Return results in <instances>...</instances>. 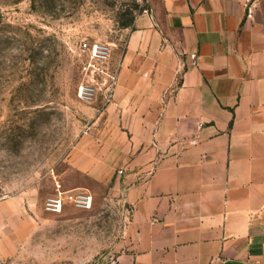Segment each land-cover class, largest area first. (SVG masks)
Returning a JSON list of instances; mask_svg holds the SVG:
<instances>
[{"label": "crops", "instance_id": "1", "mask_svg": "<svg viewBox=\"0 0 264 264\" xmlns=\"http://www.w3.org/2000/svg\"><path fill=\"white\" fill-rule=\"evenodd\" d=\"M123 35L59 182L118 197L115 264H264V0H147Z\"/></svg>", "mask_w": 264, "mask_h": 264}, {"label": "rangeland", "instance_id": "2", "mask_svg": "<svg viewBox=\"0 0 264 264\" xmlns=\"http://www.w3.org/2000/svg\"><path fill=\"white\" fill-rule=\"evenodd\" d=\"M147 0H0V264H115L118 197L90 183V209L47 212L94 105L77 98L95 42L124 41ZM99 100V98H98Z\"/></svg>", "mask_w": 264, "mask_h": 264}, {"label": "built area", "instance_id": "3", "mask_svg": "<svg viewBox=\"0 0 264 264\" xmlns=\"http://www.w3.org/2000/svg\"><path fill=\"white\" fill-rule=\"evenodd\" d=\"M252 0H244L249 6ZM112 44L109 42H95L88 51L87 58L83 64V81L77 89V98L84 102L93 104L98 98L104 103L112 102L113 93L117 84L118 66L111 65ZM192 66L197 64L196 55L193 54ZM92 124L86 126L83 134H89ZM121 172V171H120ZM6 195L0 191V200ZM93 203V196L86 190L64 189L59 181L54 184V193L44 201V209L51 213H60L65 206H72L76 209H90Z\"/></svg>", "mask_w": 264, "mask_h": 264}, {"label": "trees", "instance_id": "4", "mask_svg": "<svg viewBox=\"0 0 264 264\" xmlns=\"http://www.w3.org/2000/svg\"><path fill=\"white\" fill-rule=\"evenodd\" d=\"M133 20H134V19L131 18L128 22H126V23L123 24V27H129V26H131Z\"/></svg>", "mask_w": 264, "mask_h": 264}]
</instances>
